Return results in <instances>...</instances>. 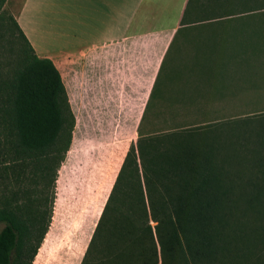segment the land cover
<instances>
[{"label":"trees","instance_id":"obj_1","mask_svg":"<svg viewBox=\"0 0 264 264\" xmlns=\"http://www.w3.org/2000/svg\"><path fill=\"white\" fill-rule=\"evenodd\" d=\"M5 2L0 154L13 186L0 198V264H33L75 117L59 70L36 54ZM248 13H264V0H188L181 24ZM224 56L241 66L237 89L257 91L250 77L253 58L264 63V32ZM162 70L80 264H264V109L147 129Z\"/></svg>","mask_w":264,"mask_h":264},{"label":"rangeland","instance_id":"obj_2","mask_svg":"<svg viewBox=\"0 0 264 264\" xmlns=\"http://www.w3.org/2000/svg\"><path fill=\"white\" fill-rule=\"evenodd\" d=\"M20 3L21 0H6L3 9L13 15ZM191 28L188 36L184 31L178 35L177 44L168 53L160 97L147 129L163 128L167 121L179 123L200 116L217 118L264 109L262 58H253L251 70L250 79L257 82V91L238 90L236 80L241 66L224 63L226 51L238 49L243 40H252L257 33L264 32V13L215 18L195 23ZM7 40L0 38V66ZM53 57L61 68L65 65L58 52ZM61 71L75 125L55 182L53 215L48 228L51 233L45 234L42 244L46 247L41 245L33 264L81 263L124 155L129 145L137 141L143 113V100L133 95V90H125L126 86H110L108 92L103 91L97 97L92 86L75 75L72 65ZM254 100L257 101L249 103ZM3 163L0 154V198L13 186V177L2 175ZM2 226L0 223V229ZM94 257L92 249L87 259Z\"/></svg>","mask_w":264,"mask_h":264},{"label":"crops","instance_id":"obj_3","mask_svg":"<svg viewBox=\"0 0 264 264\" xmlns=\"http://www.w3.org/2000/svg\"><path fill=\"white\" fill-rule=\"evenodd\" d=\"M187 2L21 0L12 16L36 54L53 61L66 91L61 69L72 65L97 97L110 86H126L143 100L144 110L176 38L193 30L194 24H181ZM56 52L65 63L62 68L53 57Z\"/></svg>","mask_w":264,"mask_h":264},{"label":"water","instance_id":"obj_4","mask_svg":"<svg viewBox=\"0 0 264 264\" xmlns=\"http://www.w3.org/2000/svg\"><path fill=\"white\" fill-rule=\"evenodd\" d=\"M44 240V239H43Z\"/></svg>","mask_w":264,"mask_h":264}]
</instances>
